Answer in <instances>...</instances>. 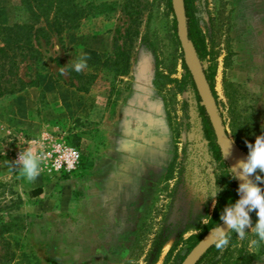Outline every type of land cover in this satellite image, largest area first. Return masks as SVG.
Segmentation results:
<instances>
[{
    "label": "rangeland",
    "instance_id": "1",
    "mask_svg": "<svg viewBox=\"0 0 264 264\" xmlns=\"http://www.w3.org/2000/svg\"><path fill=\"white\" fill-rule=\"evenodd\" d=\"M77 3L78 26L35 41L37 58L9 77L30 84L0 98V223L13 225L10 264H181L186 240L213 213L221 169L201 102L175 83L185 71L173 12L167 0ZM193 7L210 53L199 65L247 155L264 136V0ZM29 22L20 0H0V27ZM84 53L88 66L77 72ZM26 150L41 159L31 182L16 162ZM70 150L80 154L76 169L58 167ZM252 179L264 189V173ZM255 239L233 232L201 264H264Z\"/></svg>",
    "mask_w": 264,
    "mask_h": 264
},
{
    "label": "trees",
    "instance_id": "2",
    "mask_svg": "<svg viewBox=\"0 0 264 264\" xmlns=\"http://www.w3.org/2000/svg\"><path fill=\"white\" fill-rule=\"evenodd\" d=\"M28 17L32 22L25 24H13L12 26L0 27V98L20 92L30 83L16 78L11 81L9 77L13 74L12 70L18 66L20 61L25 59H35L39 51L34 47L35 41L48 38L49 34H55L59 39L66 31L75 29L81 19L82 11L78 6L77 0H20ZM188 37L193 46L196 59L204 61L209 56L207 43L201 30L199 29L193 14V0H184ZM167 7L171 10V2L167 0ZM43 24V25H41ZM182 66L185 71L181 80H175L179 91L184 89L192 90L197 100L200 102L191 75L182 58ZM212 93L215 97L211 77L206 76ZM202 119V126L206 140L209 142L210 151L213 158L220 163L221 173L218 178L219 193L216 205L210 216L208 224L201 227V231L196 236H191L186 240L189 244L187 253L211 230L215 224L222 225L221 216L224 209L231 203L239 199V182L230 170V166L224 159L223 154L216 143L215 136L209 120L202 106H199ZM13 232V225L9 222L0 223V264H10L16 258L12 243L6 235ZM232 233H230V237ZM215 244L211 246L196 264H201L205 259L213 257L220 252ZM241 252H244L242 249Z\"/></svg>",
    "mask_w": 264,
    "mask_h": 264
},
{
    "label": "clouds",
    "instance_id": "3",
    "mask_svg": "<svg viewBox=\"0 0 264 264\" xmlns=\"http://www.w3.org/2000/svg\"><path fill=\"white\" fill-rule=\"evenodd\" d=\"M57 51H59V46H57ZM87 66V53L77 57L73 63V68L77 72L82 71ZM247 147L248 152L245 160L230 170L234 175L239 176L242 183L238 188L240 198L226 207L221 216L222 221L227 225V230L216 223L209 233V236L214 238L217 249H222L228 245L230 233L233 232L242 241L255 234L256 239L252 240L251 243L253 245L264 244V189L249 179L258 171L264 173V136L257 137L254 143L248 144ZM16 162H18L21 174L27 181H34L39 176L41 159L32 151L26 150L19 153ZM255 178L260 180L259 175H256ZM253 211L256 215L255 223L250 216ZM210 220L211 218L207 216L202 218L204 224H208ZM246 229L249 231L246 232Z\"/></svg>",
    "mask_w": 264,
    "mask_h": 264
},
{
    "label": "water",
    "instance_id": "4",
    "mask_svg": "<svg viewBox=\"0 0 264 264\" xmlns=\"http://www.w3.org/2000/svg\"><path fill=\"white\" fill-rule=\"evenodd\" d=\"M173 16L177 27V37L183 54V60L187 67L189 74L191 75L194 83L197 95L200 99L201 106L203 107L205 114L212 127L215 140L219 146L224 159L225 154L229 153L238 159L239 162L245 160L246 154L232 141L227 133L224 122L219 114L216 101L213 97L210 84L206 78V75L199 65V60L196 59L194 49L190 43L188 37V27L186 12L184 6V0H170ZM229 141H232L231 143ZM228 162V161H227ZM239 185L242 180L236 175ZM253 182L252 176L249 177ZM240 198V193H239ZM221 227L227 230V225L222 222ZM215 244L214 238L209 234L204 236L186 255L181 264H196L203 254Z\"/></svg>",
    "mask_w": 264,
    "mask_h": 264
},
{
    "label": "built area",
    "instance_id": "5",
    "mask_svg": "<svg viewBox=\"0 0 264 264\" xmlns=\"http://www.w3.org/2000/svg\"><path fill=\"white\" fill-rule=\"evenodd\" d=\"M80 161V154L75 150L67 151L65 154V158L59 162L58 167H63L64 165L68 170L76 169L78 163Z\"/></svg>",
    "mask_w": 264,
    "mask_h": 264
},
{
    "label": "bare ground",
    "instance_id": "6",
    "mask_svg": "<svg viewBox=\"0 0 264 264\" xmlns=\"http://www.w3.org/2000/svg\"><path fill=\"white\" fill-rule=\"evenodd\" d=\"M227 154V153H226ZM226 158L228 159V161L231 163V164H233L232 166H237V161L235 160V158H233L231 155H229V154H227L226 155ZM231 166V167H232Z\"/></svg>",
    "mask_w": 264,
    "mask_h": 264
}]
</instances>
